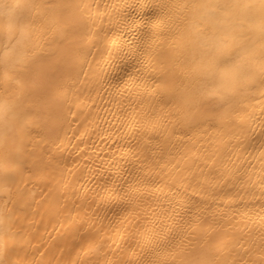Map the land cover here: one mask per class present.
<instances>
[{"label":"bare ground","instance_id":"1","mask_svg":"<svg viewBox=\"0 0 264 264\" xmlns=\"http://www.w3.org/2000/svg\"><path fill=\"white\" fill-rule=\"evenodd\" d=\"M0 264H264V0H0Z\"/></svg>","mask_w":264,"mask_h":264}]
</instances>
